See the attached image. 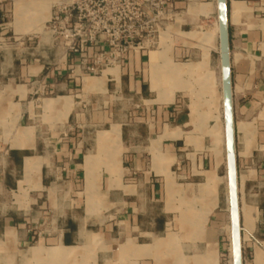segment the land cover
I'll use <instances>...</instances> for the list:
<instances>
[{
  "label": "crops",
  "instance_id": "obj_1",
  "mask_svg": "<svg viewBox=\"0 0 264 264\" xmlns=\"http://www.w3.org/2000/svg\"><path fill=\"white\" fill-rule=\"evenodd\" d=\"M225 1L242 259L264 264V0ZM173 2L158 45L91 74L46 2L0 0V264H235L219 0Z\"/></svg>",
  "mask_w": 264,
  "mask_h": 264
},
{
  "label": "built area",
  "instance_id": "obj_2",
  "mask_svg": "<svg viewBox=\"0 0 264 264\" xmlns=\"http://www.w3.org/2000/svg\"><path fill=\"white\" fill-rule=\"evenodd\" d=\"M38 1L49 5L44 30L57 43L73 54L99 48L88 59L91 74L113 66L130 52L158 45L162 32L176 19L173 0Z\"/></svg>",
  "mask_w": 264,
  "mask_h": 264
},
{
  "label": "water",
  "instance_id": "obj_3",
  "mask_svg": "<svg viewBox=\"0 0 264 264\" xmlns=\"http://www.w3.org/2000/svg\"><path fill=\"white\" fill-rule=\"evenodd\" d=\"M219 13L221 24L220 35V51L222 64V80L224 93V106L227 131V147H228V183L230 193V209H231V227L234 246L235 264H243L241 251V228H240V213H239V198H238V175L235 162V144H234V124L232 115L231 101V74L229 64V46H228V31H227V11L226 1L219 0Z\"/></svg>",
  "mask_w": 264,
  "mask_h": 264
},
{
  "label": "rangeland",
  "instance_id": "obj_4",
  "mask_svg": "<svg viewBox=\"0 0 264 264\" xmlns=\"http://www.w3.org/2000/svg\"><path fill=\"white\" fill-rule=\"evenodd\" d=\"M47 17V16H46ZM46 19V18H45ZM174 22V21H173ZM216 45H217V47H216V52H217V54L215 55L216 56V61H217V56H219V47H218V44L216 43ZM182 63H187V62H185V61H183ZM188 67V66H187ZM215 67H217V66H214V72H217L216 70H215ZM193 72V71H192ZM191 86L193 87V88H195V83L193 84V83H191ZM183 98V104H186L187 106H189V98H187V97H182ZM207 99H209L208 97H205V100H207ZM182 100V99H181ZM185 102V103H184ZM219 175L222 177V183H221V185H220V199H221V202H222V212L225 214V216L226 217H228V212H227V184H226V178H225V176H226V169H225V165L223 166V167H221V169L219 170ZM181 181H185L184 179H181ZM19 197V194H15V198H16V202H17V200H18V202H19V199L20 198H18ZM13 201H14V199H13ZM177 257H175V256H173L171 259L172 260H175ZM225 262H223L222 264H224Z\"/></svg>",
  "mask_w": 264,
  "mask_h": 264
},
{
  "label": "bare ground",
  "instance_id": "obj_5",
  "mask_svg": "<svg viewBox=\"0 0 264 264\" xmlns=\"http://www.w3.org/2000/svg\"><path fill=\"white\" fill-rule=\"evenodd\" d=\"M42 6L40 7V9L41 10H43L45 7V5H43V4H41ZM37 10V8L36 7H28V11H31V12H35ZM221 52V51H220ZM221 54V53H220ZM173 69V68H172ZM190 70H191V68L190 67H177L176 69L174 68L173 69V73H174V71H175V73H179V74H181V73H189L190 72ZM226 178V184H227V181H228V174H227V177H225ZM228 193H229V183H228ZM228 193H227V211L230 213V225H231V209H230V193H229V197H228ZM231 230H232V227H231Z\"/></svg>",
  "mask_w": 264,
  "mask_h": 264
}]
</instances>
